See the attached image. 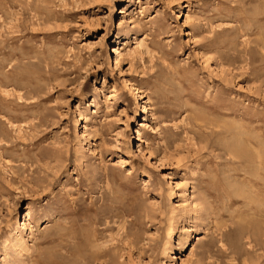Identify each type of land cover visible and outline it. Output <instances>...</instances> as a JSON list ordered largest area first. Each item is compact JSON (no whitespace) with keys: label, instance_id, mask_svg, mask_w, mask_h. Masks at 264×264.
<instances>
[{"label":"rangeland","instance_id":"374dc122","mask_svg":"<svg viewBox=\"0 0 264 264\" xmlns=\"http://www.w3.org/2000/svg\"><path fill=\"white\" fill-rule=\"evenodd\" d=\"M261 157L264 0H0V264H264Z\"/></svg>","mask_w":264,"mask_h":264},{"label":"bare ground","instance_id":"6f19581e","mask_svg":"<svg viewBox=\"0 0 264 264\" xmlns=\"http://www.w3.org/2000/svg\"><path fill=\"white\" fill-rule=\"evenodd\" d=\"M141 107V106H140ZM248 150V152H249V149H248V146L246 147V150H245V148H244V151H247ZM251 152H252V150H251ZM241 154V153H240ZM261 154V153H260ZM234 155V154H233ZM238 155H239V153H238ZM242 155V154H241ZM246 155V154H245ZM244 158V157H243ZM247 158V157H246ZM254 158V157H253ZM255 160H256V158H255ZM254 160V161H255ZM255 163H256V161H255ZM254 164V163H253ZM256 166V165H255ZM257 166H258V168H259V170L258 171H260V169L262 170V172H264V158L263 157H261L260 159H259V161H258V163H257ZM260 173V172H259ZM251 175L255 178L254 179V184L256 183V182H258V183H260V184H262L260 181H261V177L253 170V171H251ZM255 185H257V184H255ZM260 186V185H259ZM256 187H258V186H256ZM206 199H208V198H206ZM205 199V200H206ZM263 211V210H262ZM261 212V211H260ZM183 237V236H182ZM182 237H180V240H182V241H184L183 240V238ZM185 239H186V237H185ZM188 239V238H187ZM188 241V240H187ZM186 241V242H187ZM185 242V243H186ZM185 243H183L184 245L183 246H185Z\"/></svg>","mask_w":264,"mask_h":264}]
</instances>
